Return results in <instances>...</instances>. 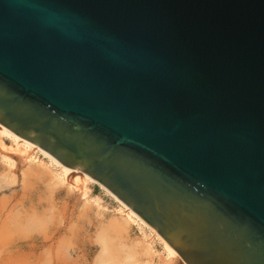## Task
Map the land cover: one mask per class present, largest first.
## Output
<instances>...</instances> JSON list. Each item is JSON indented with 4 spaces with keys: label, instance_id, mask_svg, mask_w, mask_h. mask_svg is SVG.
I'll list each match as a JSON object with an SVG mask.
<instances>
[{
    "label": "water",
    "instance_id": "95a60500",
    "mask_svg": "<svg viewBox=\"0 0 264 264\" xmlns=\"http://www.w3.org/2000/svg\"><path fill=\"white\" fill-rule=\"evenodd\" d=\"M0 124L184 264H264V0H0Z\"/></svg>",
    "mask_w": 264,
    "mask_h": 264
},
{
    "label": "rangeland",
    "instance_id": "374dc122",
    "mask_svg": "<svg viewBox=\"0 0 264 264\" xmlns=\"http://www.w3.org/2000/svg\"><path fill=\"white\" fill-rule=\"evenodd\" d=\"M0 137L5 146L1 151L6 148L3 153L17 166L12 172H0V264L170 260L155 234L137 218L130 219L101 183L68 167L71 172L66 174L35 145L25 147L7 135Z\"/></svg>",
    "mask_w": 264,
    "mask_h": 264
},
{
    "label": "bare ground",
    "instance_id": "6f19581e",
    "mask_svg": "<svg viewBox=\"0 0 264 264\" xmlns=\"http://www.w3.org/2000/svg\"><path fill=\"white\" fill-rule=\"evenodd\" d=\"M0 128H1V131H0V135H7V136H9V137H11V138H13L14 140H16V141H19V142H23L24 143V146L25 147H33L34 145L33 144H29L27 141H25V140H23L22 138H20V137H18L16 134H14L13 132H11L10 130H8L7 128H5L4 126H2L1 124H0ZM0 146L2 147V148H4L5 146H4V144L2 143V138L0 137ZM17 144H18V142H17ZM37 147V146H36ZM36 147H34V148H36ZM6 149V148H5ZM4 149V150H5ZM39 149V148H38ZM2 149H0V172H4V171H7V172H12V170H13V168L14 167H16L17 168V166H15V165H13L11 162H10V159H9V157L7 156V155H5L4 153H3V151H1ZM25 150H26V148H25ZM40 150V149H39ZM45 156H47L50 160H51V162H53L56 166H59L66 174L67 173H70L71 172V170L70 169H68V168H66L63 164H61L59 161H57L53 156H51L49 153H47V152H45V151H41ZM29 156V155H28ZM27 157V156H26ZM28 159V158H27ZM45 166V165H44ZM53 168V167H52ZM60 168H58V169H60ZM55 170H57L56 168H54ZM53 169V170H54ZM55 170H54V172H55ZM75 170V169H74ZM78 172H82V173H84L83 171H79L78 170ZM29 176V175H28ZM84 177L86 178V179H88V180H90V181H92V182H95L96 180H94L93 178H91L90 176H88V174L86 175V173H85V175H84ZM66 179V178H65ZM70 181H68V183H69ZM65 183V182H64ZM100 183V182H99ZM69 185V184H68ZM67 185V186H68ZM75 185V184H74ZM73 185V186H74ZM70 186H72V183H71V185ZM102 186V185H101ZM104 186V185H103ZM105 187V186H104ZM106 188V187H105ZM107 190V189H106ZM108 192H110V194L112 195L113 193L108 189L107 190ZM114 195V194H113ZM112 195V196H113ZM113 197H115V196H113ZM116 198V197H115ZM116 200H118L119 201V203L120 204H122L125 208H126V210H127V212H128V217L130 218V219H132L133 217H135V218H137L138 220H140V222H142L145 226H147L154 234H155V236L160 240V242H162V246H164V248H165V251H166V253H167V255H168V257L167 258H170V260L168 259V262L170 261V264H182L183 263V259L180 257V255L178 254V253H176L169 245H168V243L151 227V226H149L148 224H147V222H145L138 214H136L132 209H130L128 206H126V204H124L123 202H121V200L120 199H118V198H116ZM122 211V210H121ZM134 220V219H133ZM127 222V221H126ZM135 223V222H134ZM146 249H147V251H148V253H150V250H151V247L150 246H147L146 247ZM167 261V260H166ZM165 262V261H164ZM167 262V263H168ZM166 263V264H167Z\"/></svg>",
    "mask_w": 264,
    "mask_h": 264
}]
</instances>
